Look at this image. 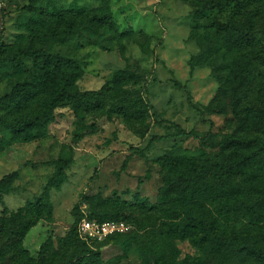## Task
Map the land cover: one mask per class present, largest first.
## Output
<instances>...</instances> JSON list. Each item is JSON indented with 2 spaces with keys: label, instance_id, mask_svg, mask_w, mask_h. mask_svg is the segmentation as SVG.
<instances>
[{
  "label": "rangeland",
  "instance_id": "1",
  "mask_svg": "<svg viewBox=\"0 0 264 264\" xmlns=\"http://www.w3.org/2000/svg\"><path fill=\"white\" fill-rule=\"evenodd\" d=\"M31 3L0 2L5 13V44L17 42L19 16ZM52 3L68 12H83L82 20L73 27L67 22L61 38L47 45L79 64L84 75L76 85L78 90L101 92L117 72H131L135 78L124 90L132 98H141L149 113L141 126L127 121L120 108L112 106L92 113L62 107L54 113L56 122L30 142H10L8 130L0 125V181L17 173L13 191L0 196V220L47 195L52 212L39 219L22 243L31 260L44 258L45 264L64 262L73 251H66L63 245L70 242L87 252H99V264H228L208 257L191 241L171 238L166 232L168 220L139 213L136 206L141 200L156 205L163 178L174 173L171 163L217 153L194 139L179 137L149 146L154 136L175 134L177 125L199 136L212 132L215 142L223 141L237 129L229 102L233 88L241 82L248 90L249 105L264 106V64L241 61L244 69L236 73L235 81L229 80L225 60L217 62L216 73L204 64L191 67V59L199 56L206 43V28L215 20L231 19V11L222 15L209 12L197 20L192 6L183 0ZM45 5L46 0L36 3ZM98 13L109 15L113 26H89L87 17ZM6 57L0 52V98L15 83L11 71L3 68ZM187 92L195 108L188 103ZM248 136L256 138L251 131ZM70 158L74 163L58 185L53 162ZM242 180L247 183L244 191L254 201L264 197V159ZM230 216L238 226L260 222L251 211L247 217L242 212ZM84 221L96 223L100 232L81 231ZM74 264L85 263L78 259Z\"/></svg>",
  "mask_w": 264,
  "mask_h": 264
},
{
  "label": "trees",
  "instance_id": "2",
  "mask_svg": "<svg viewBox=\"0 0 264 264\" xmlns=\"http://www.w3.org/2000/svg\"><path fill=\"white\" fill-rule=\"evenodd\" d=\"M38 1L32 0L19 16L17 42L5 44L4 29L0 42V52L7 56L3 68L10 70L15 79L10 93L0 98V125L8 130L9 141L30 142L43 135L56 122L55 111L62 107H69L75 113H92L112 106L120 108L127 121L142 126L148 117V107L141 98H132L124 90L134 80L133 73L117 72L101 92H81L76 86L84 75L79 64L47 48L50 40L61 38L67 22L73 27L82 20L83 12L65 11L53 5L52 0H46L45 6H36ZM183 1L192 6L197 20L209 12L222 15L231 11V19L215 20L206 28V43L202 44L199 56L191 59L192 68L204 64L216 73L217 62L225 60L231 73L229 80L235 81L236 73L241 74L244 69L241 61L264 64V0ZM87 18L89 26H113L111 17L105 13ZM183 89L187 91L186 87ZM248 98L244 82L233 88L229 105L237 129L223 141L215 142L212 132L199 136L177 125L175 134L154 136L149 146L179 137L194 139L217 153L204 154L200 160L182 158L171 163L174 173L163 178L156 205L141 200L136 206L139 213L168 220L166 232L171 238L191 241L208 257L228 264H264V220L261 219L264 197L254 201L250 192L244 191L243 184L247 183L242 180L264 159V106H250ZM187 100L195 108L188 92ZM250 131L256 138L248 136ZM73 163L71 158L53 162L58 185L65 181V171ZM126 166L127 162L123 169ZM16 177L17 173H13L0 181V196L13 191ZM212 207H216V215ZM52 210L48 196L44 195L27 209L0 220V264H45L44 258L39 262L31 260L22 243L27 232ZM250 211L260 220L258 224H232L230 213L242 212L247 217ZM63 247L73 252L59 264H74L78 259L85 264L101 263L99 252H87L76 242Z\"/></svg>",
  "mask_w": 264,
  "mask_h": 264
},
{
  "label": "built area",
  "instance_id": "3",
  "mask_svg": "<svg viewBox=\"0 0 264 264\" xmlns=\"http://www.w3.org/2000/svg\"><path fill=\"white\" fill-rule=\"evenodd\" d=\"M81 231H83L84 233H88V232H100V228L99 226L92 222V221H84L81 225Z\"/></svg>",
  "mask_w": 264,
  "mask_h": 264
},
{
  "label": "water",
  "instance_id": "4",
  "mask_svg": "<svg viewBox=\"0 0 264 264\" xmlns=\"http://www.w3.org/2000/svg\"><path fill=\"white\" fill-rule=\"evenodd\" d=\"M3 34V12L0 10V42Z\"/></svg>",
  "mask_w": 264,
  "mask_h": 264
}]
</instances>
